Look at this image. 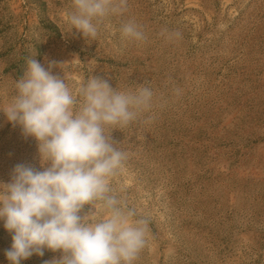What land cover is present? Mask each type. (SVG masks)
<instances>
[{
  "label": "rangeland",
  "instance_id": "rangeland-1",
  "mask_svg": "<svg viewBox=\"0 0 264 264\" xmlns=\"http://www.w3.org/2000/svg\"><path fill=\"white\" fill-rule=\"evenodd\" d=\"M72 10V0H0V110L29 57L57 62L74 92L91 76L118 90L150 82L151 111L112 133L126 153L113 194L150 220L134 264H264V0H128L94 40L71 30ZM129 20L144 41L122 38ZM18 163L40 168L36 142L0 112V181ZM106 214L98 203L93 219ZM11 243L0 221V264Z\"/></svg>",
  "mask_w": 264,
  "mask_h": 264
},
{
  "label": "clouds",
  "instance_id": "clouds-1",
  "mask_svg": "<svg viewBox=\"0 0 264 264\" xmlns=\"http://www.w3.org/2000/svg\"><path fill=\"white\" fill-rule=\"evenodd\" d=\"M67 22L84 38L95 39L111 15L127 11L128 0H72ZM122 38L144 41L142 27L129 20ZM166 39H179L178 30L161 29ZM35 57L26 61L15 81L16 94L0 110L25 138L37 145L40 168L18 163L9 182L0 181V221L12 235L5 250L10 264H21L45 250L59 257L44 264H134L148 242L150 220L113 194L110 180L126 153L112 136L151 111L150 82L118 90L108 76H91L75 92L66 79ZM106 211L93 219L95 207ZM85 206L88 211L83 212Z\"/></svg>",
  "mask_w": 264,
  "mask_h": 264
}]
</instances>
